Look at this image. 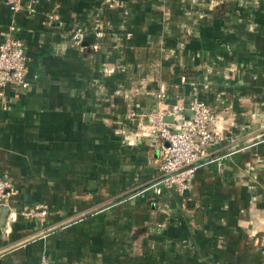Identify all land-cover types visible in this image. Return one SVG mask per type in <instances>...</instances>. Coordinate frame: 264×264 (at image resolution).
Listing matches in <instances>:
<instances>
[{"label": "crops", "instance_id": "obj_1", "mask_svg": "<svg viewBox=\"0 0 264 264\" xmlns=\"http://www.w3.org/2000/svg\"><path fill=\"white\" fill-rule=\"evenodd\" d=\"M12 24L30 87L0 102V264H264V0H0V41ZM195 98L224 137L159 192L144 114Z\"/></svg>", "mask_w": 264, "mask_h": 264}, {"label": "built area", "instance_id": "obj_2", "mask_svg": "<svg viewBox=\"0 0 264 264\" xmlns=\"http://www.w3.org/2000/svg\"><path fill=\"white\" fill-rule=\"evenodd\" d=\"M6 3L12 12H19L23 8V0H6ZM15 31L16 25L12 24L9 33L0 41V102L5 110L9 109L12 100L30 87L27 79L29 57L25 52L24 42L15 36ZM9 89L14 95L8 93ZM158 97H164V93H160ZM144 116L147 122L143 131L162 142L160 176L153 187L159 192L167 189L185 194L193 181L200 159L208 155L212 144L224 137L217 123L218 115L204 100L195 98L188 107L175 104L169 108L147 112ZM168 116H172L173 121H168ZM12 190L11 181L0 178V217L1 209ZM48 212L47 205L36 204L25 210L24 215L42 218ZM262 253L264 254V246ZM39 264L53 263L44 255Z\"/></svg>", "mask_w": 264, "mask_h": 264}, {"label": "rangeland", "instance_id": "obj_3", "mask_svg": "<svg viewBox=\"0 0 264 264\" xmlns=\"http://www.w3.org/2000/svg\"><path fill=\"white\" fill-rule=\"evenodd\" d=\"M146 3H147V2H146ZM151 3H154V5L157 4V2H148V3H147V6H148L149 8H151V5H152ZM163 3H164V2H163ZM167 3H169V2H167ZM178 3H179V2H178ZM180 3H182V2H180ZM211 3H212V2H211ZM233 3H235V2H231L230 4L234 5ZM116 4H117V8L123 6V5H122L123 2H117ZM162 5H163V4H161V5H157V6H159V7L161 6V11L163 12V16H165V18L167 19V18H169V15H170V11H169V10L171 9V5H172V4H168V6H164V5L162 6ZM235 6H236V5H235ZM159 7H158V8H159ZM235 8H236V7H235ZM159 9H160V8H159ZM182 9H184V7H183ZM190 9H192V8L190 7V8H187L186 10H184V11H185V12H184L185 15H187V16L189 15V13H190V11H191ZM246 9H248V8H246Z\"/></svg>", "mask_w": 264, "mask_h": 264}, {"label": "water", "instance_id": "obj_4", "mask_svg": "<svg viewBox=\"0 0 264 264\" xmlns=\"http://www.w3.org/2000/svg\"><path fill=\"white\" fill-rule=\"evenodd\" d=\"M167 120L171 122V121H173V117L172 116H168ZM8 215H9V209H8L7 206L4 205L2 207V209H1L0 227L4 228V225L6 223Z\"/></svg>", "mask_w": 264, "mask_h": 264}, {"label": "trees", "instance_id": "obj_5", "mask_svg": "<svg viewBox=\"0 0 264 264\" xmlns=\"http://www.w3.org/2000/svg\"><path fill=\"white\" fill-rule=\"evenodd\" d=\"M227 12V3H222L220 5H218L217 7H215L213 9V14L215 16H221L224 15Z\"/></svg>", "mask_w": 264, "mask_h": 264}]
</instances>
